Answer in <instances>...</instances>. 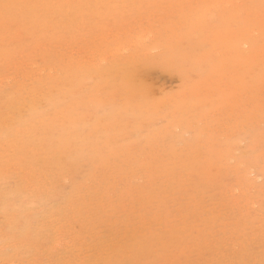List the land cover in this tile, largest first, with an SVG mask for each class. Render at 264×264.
<instances>
[{
  "label": "rangeland",
  "instance_id": "374dc122",
  "mask_svg": "<svg viewBox=\"0 0 264 264\" xmlns=\"http://www.w3.org/2000/svg\"><path fill=\"white\" fill-rule=\"evenodd\" d=\"M0 264H264V0H0Z\"/></svg>",
  "mask_w": 264,
  "mask_h": 264
},
{
  "label": "bare ground",
  "instance_id": "6f19581e",
  "mask_svg": "<svg viewBox=\"0 0 264 264\" xmlns=\"http://www.w3.org/2000/svg\"><path fill=\"white\" fill-rule=\"evenodd\" d=\"M225 4V3H224ZM213 9V8H212Z\"/></svg>",
  "mask_w": 264,
  "mask_h": 264
}]
</instances>
